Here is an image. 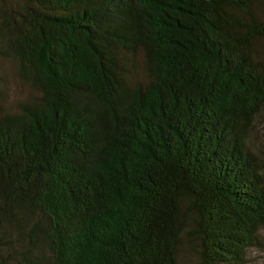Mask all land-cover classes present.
I'll return each instance as SVG.
<instances>
[{
  "label": "trees",
  "instance_id": "trees-1",
  "mask_svg": "<svg viewBox=\"0 0 264 264\" xmlns=\"http://www.w3.org/2000/svg\"><path fill=\"white\" fill-rule=\"evenodd\" d=\"M6 59L34 93L0 66V264L247 263L264 0H0Z\"/></svg>",
  "mask_w": 264,
  "mask_h": 264
},
{
  "label": "rangeland",
  "instance_id": "rangeland-1",
  "mask_svg": "<svg viewBox=\"0 0 264 264\" xmlns=\"http://www.w3.org/2000/svg\"><path fill=\"white\" fill-rule=\"evenodd\" d=\"M136 74L139 78L144 77L143 60L138 62ZM3 85L5 86L6 96L4 101L7 106L15 107L18 101L29 97L34 93V89L22 79L17 71L15 62L11 59L2 60L0 63ZM5 78V79H4ZM254 133L253 139L255 147H262L264 152V120L260 122ZM257 141V142H256ZM262 155V153H261ZM264 159V153H263ZM197 254L189 246H183L180 251V264H196ZM246 264H264V227L261 230V244L253 247L248 251V259Z\"/></svg>",
  "mask_w": 264,
  "mask_h": 264
}]
</instances>
